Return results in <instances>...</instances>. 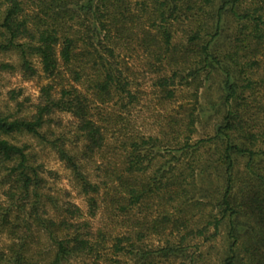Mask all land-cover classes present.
<instances>
[{"label": "trees", "instance_id": "1", "mask_svg": "<svg viewBox=\"0 0 264 264\" xmlns=\"http://www.w3.org/2000/svg\"><path fill=\"white\" fill-rule=\"evenodd\" d=\"M135 6L131 0H0V54L18 53L27 78L38 74L37 59L53 82L41 89V102L31 119L0 113V184L10 203L0 205V234L5 231L11 238L0 251V264H65L95 252L90 239L73 225L80 208L59 207L64 216L60 221L46 217L45 180L31 165L28 146L12 137L29 134L57 150L80 191L92 207L96 205L99 188L90 182L82 163L105 146L92 104L109 103L115 96L135 100L117 56L119 48L134 41L152 61L172 68L154 83L164 99L173 100L179 89L193 85L199 91L203 81L220 77L219 102L212 104V111L221 119L213 137L194 144L189 136L176 141L179 167L166 183L155 177L139 188L125 189L133 205L160 192L182 197L188 207L211 205L202 227L182 235L178 244L156 250L131 244V253L143 264H154L159 257L188 258L189 264H196L187 252L188 240L214 239L225 222L229 247L224 264H264V0H144ZM177 23L185 33L179 43L174 40ZM2 69L14 66L4 64ZM81 83H87L89 95L79 88ZM190 110L182 120L189 135L199 121L195 109ZM54 112L77 120L84 138V151L79 153L83 158L43 134ZM168 145L153 136L126 140L125 148L136 153L128 172L145 171L142 164L148 155L142 150ZM202 149L205 158L196 160ZM163 219L161 225L170 222L167 216ZM181 224L188 228L189 220ZM34 228L50 243L52 255L45 261L30 255ZM114 251H124L120 240Z\"/></svg>", "mask_w": 264, "mask_h": 264}, {"label": "rangeland", "instance_id": "2", "mask_svg": "<svg viewBox=\"0 0 264 264\" xmlns=\"http://www.w3.org/2000/svg\"><path fill=\"white\" fill-rule=\"evenodd\" d=\"M131 1L136 8L138 5L135 4L144 0ZM144 21L146 18L141 22ZM175 32L174 40L182 42L185 37L182 24L177 23ZM121 48L117 50L119 69L129 77L135 100L130 103L128 98L118 96L106 104L93 100L94 119L105 136V146L89 158L80 156L79 153L84 151V138L78 129L77 120L69 113L54 112L42 130L47 139L66 145L71 153L83 158L84 172L90 182L99 188V194L95 196L96 205L92 207L89 198L80 191L71 170L60 159L57 150L29 134L12 137L15 143L28 146L30 163L45 180L42 193L46 203V217L62 220L64 216L58 208L68 204L81 210L80 215L73 220V225L90 239L95 252L73 257L65 264H143L136 253H131V244L146 250L178 244L182 235L202 227L205 221L203 215H208L212 208L206 204L188 207L182 197L168 196L164 192L151 193L133 205L125 189L128 186L139 188L142 184L153 182L155 177H158V183L160 180L166 183L179 167L177 158H174L179 155L176 141L181 142L189 136L190 143L194 144L214 136L216 124L221 118L212 111V104L219 102L221 78L215 77L209 83L203 81L199 91L196 85L179 89L173 100H167L154 83L160 75L170 73L172 68L152 61L136 41ZM34 63L38 74L27 78L19 67L18 53L0 54V113L26 119L35 115L41 102V89L53 82L43 73L37 59ZM4 64L14 66V69H2ZM79 88L88 94L87 83H81ZM190 109H195V115H199L196 132L191 135L185 132V122H182L185 112L190 113ZM141 136L157 137L169 145L142 150L148 155L142 164L145 171L134 175L127 169L130 162L135 160L136 153L126 149L124 143L129 138L138 139ZM194 158L204 159V149ZM194 158L191 157L192 160ZM207 184L205 182V186ZM5 190L0 184L1 206L10 205ZM200 201L206 203L207 199ZM165 216L170 218V222L161 225ZM188 220V228H184L181 223ZM157 223L161 225L160 228L155 227ZM227 231L224 222L220 234L214 239L190 238L188 254H193L196 264H224L229 247ZM210 233H213L212 228ZM31 235L30 255L34 260L45 261L50 258L52 253L46 236L37 228L33 229ZM10 240L5 231L0 234V251L6 249ZM119 240L124 251L115 253V245H118ZM189 261L188 258L159 257L155 258L154 264H189Z\"/></svg>", "mask_w": 264, "mask_h": 264}]
</instances>
